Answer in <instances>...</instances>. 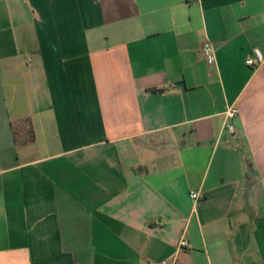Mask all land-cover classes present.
<instances>
[{"label":"crops","instance_id":"1","mask_svg":"<svg viewBox=\"0 0 264 264\" xmlns=\"http://www.w3.org/2000/svg\"><path fill=\"white\" fill-rule=\"evenodd\" d=\"M254 50L264 0H0V264H264Z\"/></svg>","mask_w":264,"mask_h":264},{"label":"built area","instance_id":"2","mask_svg":"<svg viewBox=\"0 0 264 264\" xmlns=\"http://www.w3.org/2000/svg\"><path fill=\"white\" fill-rule=\"evenodd\" d=\"M199 51L201 58L204 60V62H206L207 64L215 63V54L211 43L204 42L200 47ZM253 55L254 58L248 59L246 61V64L255 69L264 67V56L258 50H254ZM223 115H224L223 129L226 130L228 133L232 134L234 131V127L231 122L238 115V108L235 106L229 107L225 110ZM189 197L193 202H197L200 200L201 194L197 191H191L189 192ZM183 247H189V244L185 239H181L179 242V248H183ZM162 264H166V262H162Z\"/></svg>","mask_w":264,"mask_h":264}]
</instances>
